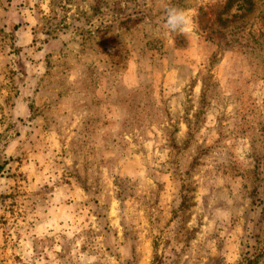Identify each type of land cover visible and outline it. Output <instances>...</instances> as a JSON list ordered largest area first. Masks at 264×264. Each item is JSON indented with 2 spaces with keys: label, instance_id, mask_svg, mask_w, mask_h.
<instances>
[{
  "label": "rangeland",
  "instance_id": "obj_1",
  "mask_svg": "<svg viewBox=\"0 0 264 264\" xmlns=\"http://www.w3.org/2000/svg\"><path fill=\"white\" fill-rule=\"evenodd\" d=\"M0 0V264H264V0Z\"/></svg>",
  "mask_w": 264,
  "mask_h": 264
},
{
  "label": "clouds",
  "instance_id": "obj_2",
  "mask_svg": "<svg viewBox=\"0 0 264 264\" xmlns=\"http://www.w3.org/2000/svg\"><path fill=\"white\" fill-rule=\"evenodd\" d=\"M165 15V27L169 32L186 33L192 25L191 15L176 7L170 6L167 0H160Z\"/></svg>",
  "mask_w": 264,
  "mask_h": 264
}]
</instances>
